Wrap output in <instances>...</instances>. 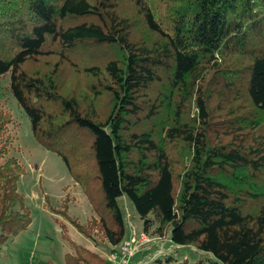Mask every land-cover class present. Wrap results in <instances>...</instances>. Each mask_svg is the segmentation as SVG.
I'll use <instances>...</instances> for the list:
<instances>
[{
    "label": "trees",
    "instance_id": "trees-1",
    "mask_svg": "<svg viewBox=\"0 0 264 264\" xmlns=\"http://www.w3.org/2000/svg\"><path fill=\"white\" fill-rule=\"evenodd\" d=\"M125 3L159 44L131 39L135 23L122 12ZM84 45L120 53L106 65L105 89L114 98L102 121L62 94L58 63L49 74L25 69L56 56L66 60L65 52ZM9 73L34 136L62 157L86 190L99 216L92 225L109 246L126 237L118 205L125 196L148 237L155 227V236L170 232L174 245L193 246L220 264H264V0H0V77ZM164 79L170 93L154 99L152 90ZM220 82L227 90L244 83L245 105L240 115L216 122L209 89ZM11 123L10 114L0 112V246L32 224L18 191L25 169L7 158ZM74 132L78 137L69 143ZM83 136L96 168L99 202L89 193L88 174L71 164L70 151ZM248 138L254 143L247 145ZM62 140L68 152L51 146ZM175 145L183 151L180 169L170 153ZM249 202H257L258 210L243 209ZM76 229L91 238L85 226ZM74 249L66 264H106L98 253Z\"/></svg>",
    "mask_w": 264,
    "mask_h": 264
},
{
    "label": "rangeland",
    "instance_id": "rangeland-1",
    "mask_svg": "<svg viewBox=\"0 0 264 264\" xmlns=\"http://www.w3.org/2000/svg\"><path fill=\"white\" fill-rule=\"evenodd\" d=\"M121 10L135 23L131 34L134 42L149 47L159 44L158 38L147 30L130 4L125 3ZM119 55L115 48L84 45L72 52H65L66 60L60 62V57L56 56L47 61L30 62L25 69L32 74H49L58 63L59 67H56L59 73L56 75V81L62 94L74 97L84 110L102 121L109 116L114 98L112 93L105 89L106 65L109 61L118 60ZM92 67L99 68L98 76L87 72L86 69ZM222 84L224 82L213 84L209 89V108L216 122L232 117L233 113L240 115L245 105L244 83L233 90L224 89ZM169 91V84L164 79L154 87L152 95L154 99L160 100L165 98ZM0 112L8 113L12 118V123L8 126L10 146L7 158H15L25 169V174L18 184V191L26 198L32 217L28 231L21 233L13 242L0 246V264H45L44 261L51 260L56 264H66V255H74L76 246L99 255L109 251V244L103 234L92 225L99 220V216L86 190L73 179L62 157L44 148L34 136L28 115L12 93L10 73L0 77ZM187 112L186 109L183 110L186 120ZM242 113L246 114L245 111ZM251 117L253 116L249 117L250 120H255ZM155 123L152 124L156 125ZM147 126L148 122L145 129ZM77 137L74 132L71 134L72 140L68 139V142L73 143ZM230 138L224 136L223 141H230ZM261 141H264V137H261ZM79 142L77 148L70 151L71 164L77 172L88 174L89 193L99 202L101 196L96 183V168L88 137H81ZM69 143L62 140L51 146L68 152ZM253 143L252 138L247 139V145ZM170 153L176 169H180L182 148L175 145ZM118 205L124 217L126 235L130 240L140 238L144 234V222L134 205L125 196L118 199ZM244 208L248 212H255L259 205L257 202H249ZM76 225L85 226L91 238L81 234ZM154 229L155 227L149 233L151 243L139 250L131 264H220L212 255L193 246L174 245L170 232L164 238L155 236Z\"/></svg>",
    "mask_w": 264,
    "mask_h": 264
},
{
    "label": "built area",
    "instance_id": "built-area-1",
    "mask_svg": "<svg viewBox=\"0 0 264 264\" xmlns=\"http://www.w3.org/2000/svg\"><path fill=\"white\" fill-rule=\"evenodd\" d=\"M151 243V239L143 234L140 238L124 240L119 246L112 247L106 256V264H131L139 250Z\"/></svg>",
    "mask_w": 264,
    "mask_h": 264
},
{
    "label": "crops",
    "instance_id": "crops-1",
    "mask_svg": "<svg viewBox=\"0 0 264 264\" xmlns=\"http://www.w3.org/2000/svg\"><path fill=\"white\" fill-rule=\"evenodd\" d=\"M129 238H128V236L126 235V237H125V240H128ZM111 246H109V251L111 250ZM94 250V249H93ZM109 251H107V252H105L103 255H101L103 258H106V256L108 255V252ZM65 261H66V257H65ZM45 262V264L46 263H48V262H52L53 264H56L55 262H53L52 260L51 261H48V262H46V261H44ZM132 262V261H131ZM139 264H142V263H139ZM143 264H145V263H143Z\"/></svg>",
    "mask_w": 264,
    "mask_h": 264
}]
</instances>
